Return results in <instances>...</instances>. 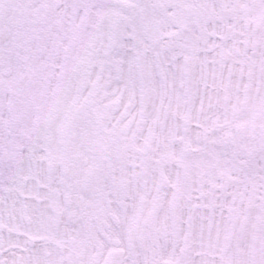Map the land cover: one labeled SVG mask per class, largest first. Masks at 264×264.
I'll return each mask as SVG.
<instances>
[{
  "label": "snow or ice",
  "instance_id": "6c2138e0",
  "mask_svg": "<svg viewBox=\"0 0 264 264\" xmlns=\"http://www.w3.org/2000/svg\"><path fill=\"white\" fill-rule=\"evenodd\" d=\"M0 264H264V0H0Z\"/></svg>",
  "mask_w": 264,
  "mask_h": 264
}]
</instances>
